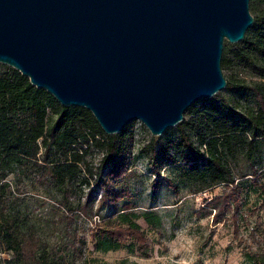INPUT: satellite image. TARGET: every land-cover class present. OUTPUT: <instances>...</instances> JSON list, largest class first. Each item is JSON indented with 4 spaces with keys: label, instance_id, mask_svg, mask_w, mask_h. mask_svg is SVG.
Wrapping results in <instances>:
<instances>
[{
    "label": "trees",
    "instance_id": "obj_1",
    "mask_svg": "<svg viewBox=\"0 0 264 264\" xmlns=\"http://www.w3.org/2000/svg\"><path fill=\"white\" fill-rule=\"evenodd\" d=\"M252 14L254 21L244 38L224 47L221 66L249 65L259 79L248 82L235 75L226 77L225 88L230 94L219 91L197 99L185 110L181 121L161 135H153L136 155L135 120L119 132L107 134L91 110L62 105L18 69L0 62V264H70L64 252L66 245L62 242L51 246L44 241L23 216L17 200L7 201L9 184L3 179L12 171L8 168L12 163L39 173L58 188L57 201L65 207L63 217L67 221L83 214L94 222L102 205L112 209L131 207L130 178L136 173L131 165L144 153L155 175L151 181L153 193L164 180L177 187L162 174L163 167L169 165L177 169L182 181L209 185L227 182L228 190L216 196L220 205L214 206L220 211L229 200L239 206L243 187L233 176L226 152L236 147L244 149L255 174L256 165H261L264 158V9ZM241 99L245 100L243 105ZM95 152L96 162L92 157ZM79 179L81 193L74 204L72 185ZM154 217L158 216L149 219ZM75 238L76 234L72 245ZM80 239L85 243V238ZM91 240L96 249L103 251L132 240L142 255H149L146 232L124 211L95 220ZM74 250L78 255L83 253L80 247L74 246ZM4 251L11 256L3 257ZM248 257L251 264H264V247L248 252Z\"/></svg>",
    "mask_w": 264,
    "mask_h": 264
},
{
    "label": "water",
    "instance_id": "obj_2",
    "mask_svg": "<svg viewBox=\"0 0 264 264\" xmlns=\"http://www.w3.org/2000/svg\"><path fill=\"white\" fill-rule=\"evenodd\" d=\"M250 0H0V62L107 134L141 120L161 135L227 85L225 40L254 21Z\"/></svg>",
    "mask_w": 264,
    "mask_h": 264
},
{
    "label": "rangeland",
    "instance_id": "obj_3",
    "mask_svg": "<svg viewBox=\"0 0 264 264\" xmlns=\"http://www.w3.org/2000/svg\"><path fill=\"white\" fill-rule=\"evenodd\" d=\"M249 6L252 13L259 12L264 9V2L250 0ZM231 43L225 40L224 47ZM222 69L225 77L235 75L248 82L259 79L249 65L236 63ZM220 92L228 95L231 91L223 88ZM244 102V99L239 101L242 105ZM134 129L133 153L136 155L153 134L141 120H135ZM92 157L96 162L98 154L95 152ZM225 158L243 190L239 206L235 207L229 200L220 206V211L214 204L218 203L216 198L228 190L227 182L209 185L182 181L177 169L168 165L163 167L162 174L177 187L164 180L157 192L153 193L151 181L155 175L148 168L145 153L138 155L131 165L136 172L130 178L132 206L112 209L102 205L94 216V222L83 214L67 221L63 217L65 207L57 201L60 196L58 188L39 173L27 168L23 170L12 163L8 167L12 171L3 180L9 184L7 201L17 200L15 203L23 216L34 225L44 241L51 246L63 242L70 264H251L248 252L260 251L264 247V185H260V182L264 184V158L261 165H256L257 174L253 173V166L241 147L226 152ZM80 185V179L72 185L74 204L80 198ZM126 200H122L121 204ZM93 208H97L96 204ZM121 211L146 232L148 256L142 255L132 240L106 251L93 246L91 228L95 220L101 216H115ZM156 215L157 218L149 219ZM74 234L76 238L72 245ZM79 238H85V243ZM74 246L83 249L82 255L77 254ZM1 254L7 258L11 256L6 251Z\"/></svg>",
    "mask_w": 264,
    "mask_h": 264
}]
</instances>
